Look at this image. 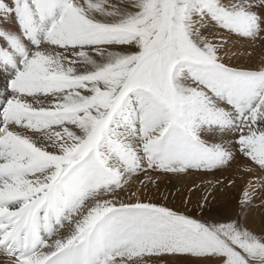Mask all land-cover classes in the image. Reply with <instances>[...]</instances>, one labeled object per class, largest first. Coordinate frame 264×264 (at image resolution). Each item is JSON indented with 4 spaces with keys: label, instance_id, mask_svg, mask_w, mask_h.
I'll list each match as a JSON object with an SVG mask.
<instances>
[{
    "label": "snow or ice",
    "instance_id": "snow-or-ice-1",
    "mask_svg": "<svg viewBox=\"0 0 264 264\" xmlns=\"http://www.w3.org/2000/svg\"><path fill=\"white\" fill-rule=\"evenodd\" d=\"M0 80V264H264V0H0Z\"/></svg>",
    "mask_w": 264,
    "mask_h": 264
},
{
    "label": "bare ground",
    "instance_id": "bare-ground-1",
    "mask_svg": "<svg viewBox=\"0 0 264 264\" xmlns=\"http://www.w3.org/2000/svg\"><path fill=\"white\" fill-rule=\"evenodd\" d=\"M4 83H6L5 81H2V80H0V85H3ZM220 205H218V207H219Z\"/></svg>",
    "mask_w": 264,
    "mask_h": 264
},
{
    "label": "rangeland",
    "instance_id": "rangeland-1",
    "mask_svg": "<svg viewBox=\"0 0 264 264\" xmlns=\"http://www.w3.org/2000/svg\"><path fill=\"white\" fill-rule=\"evenodd\" d=\"M232 134H229V136H231Z\"/></svg>",
    "mask_w": 264,
    "mask_h": 264
}]
</instances>
